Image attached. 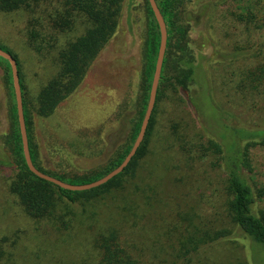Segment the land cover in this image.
<instances>
[{
	"label": "trees",
	"instance_id": "obj_1",
	"mask_svg": "<svg viewBox=\"0 0 264 264\" xmlns=\"http://www.w3.org/2000/svg\"><path fill=\"white\" fill-rule=\"evenodd\" d=\"M191 1L155 0L167 30V43L155 105L144 138L128 165L109 181L97 187L68 190L30 171L23 152L11 65L7 59L0 56L1 80L6 89L5 99L10 120V129L0 135V143L3 148L10 151L11 156L10 160L3 155L0 164L12 167L13 173L8 178V191L16 197L17 203L33 222L35 231L41 230V222L45 221L56 233L70 236V242L74 240L69 234L75 219L70 204L77 201L102 200L114 196L115 191L125 188L130 178L135 176L143 159L151 153L149 148L158 123L159 104L184 102L188 105L190 101L201 120L204 118V121L199 123L207 138L205 140L198 133H194L197 137L190 136L187 131L188 124L172 120L167 134L170 146H177L181 151L192 153L197 158H208L212 166L219 167L225 173L223 183L225 216L236 227V234H239V237L242 235L255 247L261 248L258 251L262 257H259L260 260L257 259L256 264H264V209L257 206L258 201L264 199V184L258 186L254 181L250 160V149L256 145H264V0H249L237 10L221 13V18L228 16L231 18L230 23L222 21L220 26L225 44L230 50L220 55L214 50L218 59L223 58L228 61L229 67L234 66L224 84L240 94L238 98L241 103L255 112L258 111L262 116L261 121H255L254 125L235 121L230 112L213 102V99L215 101L216 99L208 80L210 101L215 106L210 111L215 113L218 122L213 123L203 115L202 112H206L210 104L199 106L200 103L196 101L197 97L201 96L200 92L205 94L207 88H203L196 77V54L190 35L193 27L200 24L199 14L203 10L201 13L198 10L194 16L193 12L189 11ZM206 1L201 4L200 9L207 7L205 13L209 19H212L211 16L219 5L228 2ZM124 2L125 0H0V11L7 13L24 11L29 16L26 36L31 49L40 53L46 48L48 51L57 48L56 73L40 86L36 95H30L22 81L21 65L17 55L0 44V49L11 54L17 63L28 147L34 166L41 172L71 185L88 184L107 175L124 161L137 139L150 97L161 41L159 25L149 1L144 0L142 77L137 110L129 120L131 126L127 143L119 153L106 165L81 174L69 176L65 173L47 171L37 163L31 136V116L32 113L41 117L52 115L60 103L79 88L91 64L114 36ZM46 4L50 5L51 10H42L41 14H37V9ZM70 33L73 35L59 44V35ZM207 35L206 39L214 45L215 39L211 34ZM194 84H198V91L192 89ZM78 142L82 146L81 140ZM147 190H152V187ZM143 196L147 200L150 199L148 194ZM145 207H152V204L147 201ZM85 211L86 209L83 210ZM123 211L121 224L116 226L104 224L84 241L82 244L84 256L89 259L87 264H178L180 261L191 264L195 256L196 259L199 257V264H220L203 255L201 253L203 247L218 241L230 242L237 247L238 238L221 220H208L203 215L190 214L188 211L179 216V223L174 227L166 228L163 236L156 235L152 241L150 235H145L142 242L141 239L134 238L135 229H146L145 223L150 224L152 229L158 228L153 217H150L149 209L142 211L143 219L136 202H132ZM19 232L15 231L13 237H1L0 264H18L16 254L9 251L6 245L16 247L20 242ZM155 245H158V248ZM238 255L236 253V258ZM79 264H86V259H82Z\"/></svg>",
	"mask_w": 264,
	"mask_h": 264
},
{
	"label": "rangeland",
	"instance_id": "obj_2",
	"mask_svg": "<svg viewBox=\"0 0 264 264\" xmlns=\"http://www.w3.org/2000/svg\"><path fill=\"white\" fill-rule=\"evenodd\" d=\"M205 1L192 0L189 6V11L194 16L198 10L199 13L203 10L199 14L200 24L194 26L190 32L196 54V77L203 88L208 90L211 86L216 99L213 102L230 112L235 121L254 125L255 121H261L260 113L241 103L238 98L240 94L224 84L234 66L229 67L227 60L218 59L214 54V50L216 53L218 51V55L230 50L225 44L220 26L222 21L228 23L231 18H221V13L237 10L249 0H228L226 4L219 5L212 14V19L207 18L206 6L200 9ZM42 10L50 11L51 7L49 4L42 5L37 9V14H41ZM28 18L24 11H0V44L17 55L22 81L30 95H36L40 86L57 71V48L50 51L46 48L39 53L29 47L26 36ZM144 21V0H125L114 36L91 64L79 88L60 103L52 115L41 117L32 113L31 136L39 166L47 171L69 176L81 174L106 165L127 143L131 126L129 120L135 115L140 93ZM207 34L215 39L214 45L206 39ZM72 35L60 34L59 44ZM1 76L0 66V135L10 129L6 89ZM198 87V84H194L192 89L198 91ZM207 90L205 94L201 91V96L196 101L200 103L199 106L210 104L208 110L202 113L216 123L218 119L210 111L215 106L211 103ZM208 119L205 120L206 123ZM157 120L150 142L151 153L143 159L135 176L130 178L125 188L102 200L70 204L75 214L73 227L69 231L74 237L71 242L70 236L56 233L45 221L41 222V230H34L33 222L17 203L16 197L8 191V178L13 173L12 167L0 164V239L3 236L13 237L15 231H20L19 244L16 247L6 245L9 251L16 254V263L79 264L82 259H86L87 264L89 259L84 256V241L104 224H121L123 210L132 202H136L140 208L141 218L142 211L149 209L150 217L158 225V228L152 229L150 224L145 223L146 229L133 231L134 238L141 239L142 242L145 235H150L152 241L156 235L163 236V232L179 223V216L188 211L190 214L203 215L208 220H221L238 238L237 247L230 242L218 241L203 247V255L220 264H256L257 259L260 260L261 248L255 247L242 235L239 237L236 227L225 216V173L219 167L212 166L208 158H197L192 153L181 151L177 146H170L167 134L172 120L188 124L187 131L190 136L197 137L194 133H198L206 140L205 131L200 126L204 118L201 120L190 101L188 105L184 102H161ZM78 140H81L82 146ZM9 153L0 143V159L4 155L11 160ZM250 158L254 181L260 186L264 184V145L252 147ZM150 187L152 190H147ZM145 194L150 196L149 200L143 196ZM147 201L152 207H145ZM257 206L264 209V199L259 200ZM236 253L239 254L237 258ZM196 257L191 264H199V257Z\"/></svg>",
	"mask_w": 264,
	"mask_h": 264
},
{
	"label": "water",
	"instance_id": "obj_3",
	"mask_svg": "<svg viewBox=\"0 0 264 264\" xmlns=\"http://www.w3.org/2000/svg\"><path fill=\"white\" fill-rule=\"evenodd\" d=\"M148 1L150 3V6L154 12V15H155L157 22H158V25H159L161 41H160L159 52H158V56H157L153 81H152L151 90H150V97H149L147 109H146V112L144 115V119L142 121V125L140 128L139 134L137 136V139H136L132 149L130 150V152L128 153L126 158L124 159V161L117 168H115L114 170L109 172L107 175H105L101 179L94 181V182H91V183H88V184L71 185V184L65 183L59 179H56L54 177H51V176L41 172L40 170H38L34 166L32 160H31V156L29 153V147H28V138H27L24 113H23L22 93H21V87H20V83H19V73H18L17 63L11 54L0 49V56L4 57L5 59H7L9 61L10 65H11V69H12L13 85H14V91H15V97H16V107H17V114H18V122H19V127H20V133H21V139H22V145H23V152H24L25 160H26V163H27L30 171L32 173H34L35 175H37L38 177H40L46 181L52 182L55 185H58L64 189L73 190V191H75V190H86V189L97 187L101 184L106 183L111 178L116 176L118 173L123 171V169L128 165L131 158L136 153L137 148L139 147V145L141 144V142L144 138V135H145V132H146V129H147V126H148L154 105H155L157 87H158V83H159V79H160V75H161L162 64H163V59H164V54H165V49H166V43H167V30H166V26H165V22L163 20V17L159 11V8H158L155 0H148Z\"/></svg>",
	"mask_w": 264,
	"mask_h": 264
}]
</instances>
